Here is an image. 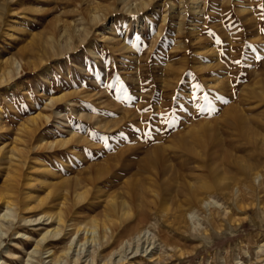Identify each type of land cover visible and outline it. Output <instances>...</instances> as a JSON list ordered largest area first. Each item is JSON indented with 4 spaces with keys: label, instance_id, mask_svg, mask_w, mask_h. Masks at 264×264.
Listing matches in <instances>:
<instances>
[{
    "label": "rangeland",
    "instance_id": "obj_1",
    "mask_svg": "<svg viewBox=\"0 0 264 264\" xmlns=\"http://www.w3.org/2000/svg\"><path fill=\"white\" fill-rule=\"evenodd\" d=\"M262 89L264 0H0V264H264Z\"/></svg>",
    "mask_w": 264,
    "mask_h": 264
},
{
    "label": "bare ground",
    "instance_id": "obj_2",
    "mask_svg": "<svg viewBox=\"0 0 264 264\" xmlns=\"http://www.w3.org/2000/svg\"><path fill=\"white\" fill-rule=\"evenodd\" d=\"M264 89H262V93H258L260 95H255L254 98L256 99H260L262 101H264ZM256 99V100H257ZM261 121V120H260ZM253 120L250 121V123L252 124ZM258 124V127L260 129H264V122H259V123H256ZM250 127V126H249ZM248 127V148L250 149V151L252 152V155L257 158L259 161H262L264 159V135L263 134H260L259 136H256L255 133H254V130L252 127L249 128ZM256 131V130H255ZM259 133V132H258ZM258 161H255L254 163L250 164L248 166V170H249V173L251 174L249 179L251 181V184H257V186L261 189H264V173L261 171V168L259 167V164H257ZM105 173V171L103 172ZM104 174H101V175H98V176H102ZM99 177V178H100ZM103 177V176H102ZM99 178H95V180H99ZM112 177H110L111 179ZM101 179V178H100ZM93 182V181H92ZM105 183H108V179H105L104 181ZM110 182V181H109ZM97 183V182H96ZM95 184V183H93ZM109 184V183H108ZM78 196V195H77ZM80 196V195H79ZM81 197V196H80ZM126 203V202H123V204ZM120 204V203H119ZM121 208H122V204L120 205ZM119 206V207H120ZM124 206V205H123ZM118 204L113 203L111 204V209L112 211H116V210H119L118 208ZM122 211V210H121ZM7 214V213H6ZM3 217L6 216V215H2ZM7 217V216H6ZM40 221V220H39ZM60 221V216H59V220ZM57 221V222H58ZM62 221V220H61ZM105 226V225H104ZM56 229V228H55ZM94 229V228H93ZM92 232V231H91ZM55 233V232H54ZM96 233V232H95ZM1 234V233H0ZM58 234V230L56 231V235ZM94 237V236H92ZM42 239V237L40 238V240ZM44 239V238H43ZM39 240V241H40ZM42 241V240H41ZM44 241V240H43ZM91 241V240H90ZM38 242V241H37ZM95 242V241H94ZM93 242V243H94ZM39 244V242L37 243ZM37 246V245H36ZM35 246V247H36ZM70 249V248H69ZM37 250V249H36ZM34 252V249L32 250ZM37 253V252H36ZM69 252H65L66 255H68ZM65 255V256H66ZM122 257L120 256V259L117 260L116 263H119L120 261H122L121 259ZM124 260V259H123ZM57 263V262H56ZM59 263V262H58ZM60 264V263H59Z\"/></svg>",
    "mask_w": 264,
    "mask_h": 264
},
{
    "label": "snow or ice",
    "instance_id": "obj_3",
    "mask_svg": "<svg viewBox=\"0 0 264 264\" xmlns=\"http://www.w3.org/2000/svg\"><path fill=\"white\" fill-rule=\"evenodd\" d=\"M235 63H239V61H235ZM146 111V110H145Z\"/></svg>",
    "mask_w": 264,
    "mask_h": 264
}]
</instances>
